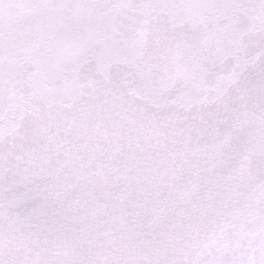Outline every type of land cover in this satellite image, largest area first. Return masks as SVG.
I'll list each match as a JSON object with an SVG mask.
<instances>
[{
    "label": "snow or ice",
    "instance_id": "1",
    "mask_svg": "<svg viewBox=\"0 0 264 264\" xmlns=\"http://www.w3.org/2000/svg\"><path fill=\"white\" fill-rule=\"evenodd\" d=\"M0 264H264V0H0Z\"/></svg>",
    "mask_w": 264,
    "mask_h": 264
}]
</instances>
